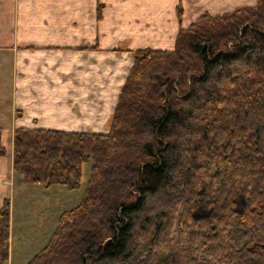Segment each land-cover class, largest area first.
Listing matches in <instances>:
<instances>
[{"label": "trees", "instance_id": "16d2710c", "mask_svg": "<svg viewBox=\"0 0 264 264\" xmlns=\"http://www.w3.org/2000/svg\"><path fill=\"white\" fill-rule=\"evenodd\" d=\"M130 52L107 132L13 130L27 183L77 189L89 163L79 203L25 264H264V0ZM9 249L4 198L0 264Z\"/></svg>", "mask_w": 264, "mask_h": 264}, {"label": "crops", "instance_id": "0c3cea01", "mask_svg": "<svg viewBox=\"0 0 264 264\" xmlns=\"http://www.w3.org/2000/svg\"><path fill=\"white\" fill-rule=\"evenodd\" d=\"M99 2L102 8L97 17ZM255 3L0 0V116L6 113L10 120L8 126L0 125L6 150L0 155V206L4 198L10 200L9 251L15 194L25 188L15 182L19 173L12 168L14 128L107 132L132 64L130 50L172 49L178 30L198 16Z\"/></svg>", "mask_w": 264, "mask_h": 264}, {"label": "rangeland", "instance_id": "374dc122", "mask_svg": "<svg viewBox=\"0 0 264 264\" xmlns=\"http://www.w3.org/2000/svg\"><path fill=\"white\" fill-rule=\"evenodd\" d=\"M8 102L7 100V104ZM9 123L8 115L3 113L0 116V125L5 127ZM108 128L109 121L107 130ZM88 172L89 163H86L83 168L81 185L73 190L56 185L43 187L39 184L27 183L24 181L21 172L19 175L16 173L15 182L17 181L19 186L23 184L25 188L23 187L24 189H20L18 194H15L13 202L11 215L13 237L11 238V250L7 264H25L33 254L46 244L56 227L60 213L79 203L86 186ZM36 186L38 190L34 188ZM230 232L234 238L239 234L236 232V228L231 229Z\"/></svg>", "mask_w": 264, "mask_h": 264}]
</instances>
